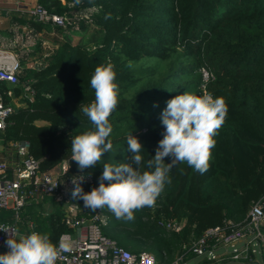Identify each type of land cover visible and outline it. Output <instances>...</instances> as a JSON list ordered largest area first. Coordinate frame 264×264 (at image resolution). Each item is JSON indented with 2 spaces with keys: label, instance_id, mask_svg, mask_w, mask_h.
Wrapping results in <instances>:
<instances>
[{
  "label": "trees",
  "instance_id": "obj_1",
  "mask_svg": "<svg viewBox=\"0 0 264 264\" xmlns=\"http://www.w3.org/2000/svg\"><path fill=\"white\" fill-rule=\"evenodd\" d=\"M38 3L59 14L71 8L98 7L91 23L96 38L92 47H86L62 36L56 39L57 46L46 58L45 66L23 67L19 83L12 89L18 97L21 84L28 83L34 90L33 100L21 97L22 105L16 106L6 128L0 130L1 144L7 147L11 141L26 140L30 154L40 159L42 170H51L67 161L69 168L60 178L77 177L81 171L71 160V139L93 129L80 107L95 99L90 85L95 68L111 62L120 88V104L110 117L112 151L121 164L129 163L131 153L126 138L131 133L143 146L141 171H151L147 161L163 139L161 113L167 101L185 92L202 96L200 68L205 67L213 73L206 92L225 99L226 122L215 137L210 168L205 174L186 163L171 169V183L165 186L164 197L155 209V220L160 215L184 219L181 231L171 232L181 244L219 224L224 217H243L250 204L264 194V0ZM109 13L110 18L105 19ZM12 16L36 31L47 26L25 16L18 18L16 13ZM56 28L61 32V28ZM144 59L172 60L168 69L159 74L153 67H134ZM145 78V83L135 89ZM131 90V97H125ZM4 100L8 102L10 98L6 96ZM39 120L46 124H36ZM135 124L144 128L132 131ZM69 125L70 129L65 131L64 127ZM168 162L170 158H166L165 163ZM97 165L89 169H96ZM46 199L53 205L51 213L29 218L22 214L23 222L31 220L33 227L20 224V232L47 234L56 244L59 235L69 229L61 221V205L50 198L42 201ZM13 219V210H0V221ZM103 232L123 244L124 239H117L106 227ZM166 245L160 241L157 247L162 250ZM192 257L190 254L186 260Z\"/></svg>",
  "mask_w": 264,
  "mask_h": 264
},
{
  "label": "built area",
  "instance_id": "obj_2",
  "mask_svg": "<svg viewBox=\"0 0 264 264\" xmlns=\"http://www.w3.org/2000/svg\"><path fill=\"white\" fill-rule=\"evenodd\" d=\"M97 11L98 7L90 6L71 8L59 14L36 2L25 9L17 4L14 8L0 9V15L12 16L16 13L18 18L25 16L33 22L62 28L68 33L70 30L78 31L80 23L91 25L92 16ZM38 45L43 49L41 56L40 50L36 51ZM54 49L47 46L39 31L17 18L11 19L7 33H0V130L6 128L8 117L16 108L13 99L25 97L33 100L34 90L28 83L21 84L22 92L18 97H15L12 89L19 83L24 67L22 62L28 61V68L39 69L45 66L46 58ZM200 72V88L204 95L207 94L206 84L213 79V73L205 67H201ZM6 96L10 98L8 102L4 100ZM10 146L15 151L16 159L13 164H9L7 159L0 160V210H13L14 220L0 221V228L18 232L16 223L26 206L32 202L38 203L44 197L53 199L61 205V221L69 229L59 235L55 245L59 247L64 243L70 249L61 253L56 264H186L190 254L203 257L201 260L215 261L216 264H264V194L250 204L243 217H224L219 224L204 229L198 237L188 243L183 242L179 254L172 261L163 262L148 251H131L103 232L105 209L92 212L72 196L75 187L73 179L82 173L72 179L60 178L69 168L67 161L62 162L61 173L54 175L52 169L40 168V159L30 154L28 141H11ZM80 183H92V179L85 177ZM157 223L167 231L178 233L185 221L161 217ZM8 236V232L0 230V254L9 251L5 244ZM219 248H223V251L215 254L214 251Z\"/></svg>",
  "mask_w": 264,
  "mask_h": 264
},
{
  "label": "clouds",
  "instance_id": "obj_3",
  "mask_svg": "<svg viewBox=\"0 0 264 264\" xmlns=\"http://www.w3.org/2000/svg\"><path fill=\"white\" fill-rule=\"evenodd\" d=\"M81 3L82 0H74V5ZM116 76L114 65L109 62L97 66L90 79L95 99L80 110L93 129L71 139V160L76 162L81 173L94 168L101 163L105 153L112 151L110 117L120 104ZM227 113L228 106L223 97L188 92L175 96L167 101L161 113L165 131L155 155L147 161L151 171H141L143 146L130 133L126 138L131 153L129 163L103 164L99 186L89 192H85L80 184L85 178L83 175L73 179V198L82 200L83 207L92 212L107 208L117 219L133 221L136 211L155 206L165 186L171 183L169 174L176 164L186 163L201 175L209 170L215 137L225 124ZM166 158H170V162L165 163ZM0 230L9 233L5 241L9 251L0 254V264H56L61 253L70 250L64 243L57 247L47 234L33 231L22 235L8 229Z\"/></svg>",
  "mask_w": 264,
  "mask_h": 264
},
{
  "label": "rangeland",
  "instance_id": "obj_4",
  "mask_svg": "<svg viewBox=\"0 0 264 264\" xmlns=\"http://www.w3.org/2000/svg\"><path fill=\"white\" fill-rule=\"evenodd\" d=\"M81 25H84L85 28L83 29ZM94 29L95 26L93 25H89L87 23H80V29L78 31L70 30L67 33L61 30L60 36H68L73 44L81 43L86 47H92L94 45V40L96 38ZM54 37L56 38L57 36ZM38 50L40 49L36 48V51ZM171 60L172 59L168 61H156L154 59H144L142 62L134 64V67L135 68H138L140 66L144 68L153 67L157 73L161 74L168 69ZM22 64L23 66H27L28 61H23ZM145 81L146 78L139 81L135 89H138L143 83H145ZM132 92L133 90L125 93L124 96L127 98L131 97ZM12 103L15 106L22 105V103L20 102V98L13 99ZM36 124L42 125L46 123L38 121L36 122ZM69 127L71 126L70 125L65 126L64 130L68 131L70 129ZM143 128L144 126H142V124H135L133 125L131 130L136 131L138 129H143ZM3 147H1L2 150H0V155L4 154L6 150L7 152L12 151L8 146L5 147L3 145ZM5 158H9V157H5ZM105 163L110 165H119L121 164V161L119 160L118 155L115 154L113 151H111L110 153L104 154L101 163L97 165L96 169L84 170L82 175L84 177H91L92 179V183H82V187L85 192H89L92 190L93 187L99 186L98 178L102 174L103 164ZM166 189L167 188L165 187L164 191L157 199L154 207H145L142 210L136 211L138 212V215L137 216L135 215V219L133 221L126 222L124 220L117 219L107 208H105L104 211L105 219H106L104 227H106L117 239H124L122 246H124L125 248L131 251H141V250L148 251L151 254H153L157 260L163 262L172 261L179 254L181 247V244L175 241L174 237L172 236V233L162 228L160 225H158L157 220H155L156 219L155 209L162 201ZM80 201L83 203L82 200ZM45 207H47V205H45ZM160 217L163 216L160 215ZM239 217H240L239 215H235L229 218L240 219ZM181 220L185 221L184 219ZM136 233H140V234L137 235ZM160 241L161 242L165 241L167 244L166 247H164V249L162 250H159L157 247V244ZM222 251L223 248H219L216 251H214V253L218 254ZM201 259H203V257H193L192 259L186 260L185 263L195 264ZM203 263L216 264L215 261H206V260H201L198 264H203ZM228 264H232V263H228Z\"/></svg>",
  "mask_w": 264,
  "mask_h": 264
},
{
  "label": "crops",
  "instance_id": "obj_5",
  "mask_svg": "<svg viewBox=\"0 0 264 264\" xmlns=\"http://www.w3.org/2000/svg\"><path fill=\"white\" fill-rule=\"evenodd\" d=\"M63 1V0H61ZM36 2H38V0H0V9H4V8H14L15 5H19L22 9H25V7L27 6H31L33 4H35ZM13 18V16H5L4 14L0 15V33L4 34L7 33V29L10 25V21ZM47 25L45 27H43L39 32L42 35V38L46 40L47 42V46H51L52 49L56 48L57 44V38L58 39H62V36H60V31L56 28L53 27L51 25L48 24H44ZM54 36H57L56 38ZM38 49H40V56L42 55V47H40V45L37 46ZM20 104V103H19ZM38 122V121H36ZM39 122H43L46 123L45 121H40ZM0 144V150L1 147H3V145ZM8 147L12 150L11 152H7V150L4 152V154L0 155V160L2 159H7L9 160V164H13L14 160L16 159V154L15 151L13 150V148L10 146V143H8ZM4 148V147H3ZM5 157H9V158H5ZM61 164L57 165L54 169L51 170V172L54 175H58L61 173ZM81 184V183H80ZM86 185V184H84ZM82 186V184H81ZM47 197H44L43 199H45ZM42 199V200H43ZM40 201L38 203H35V205H31L29 204L28 206H26L20 214V219L18 220V222L16 223L17 225V231L22 234V235H28L26 233H22L20 232V224H27L29 226L30 224V228L33 227V223L31 220H28L27 222H23L22 219V214H24L27 218H29L30 216H36V215H48L49 213H51L53 205L51 203V201H49L48 199H46L45 201ZM45 205H47V207H45ZM7 210V209H6ZM14 220V219H13ZM182 244V243H181ZM5 253V252H3ZM1 253V254H3ZM193 258V257H192ZM190 258V259H192ZM189 260V259H187ZM201 260H199L198 262H196L195 264H198Z\"/></svg>",
  "mask_w": 264,
  "mask_h": 264
},
{
  "label": "water",
  "instance_id": "obj_6",
  "mask_svg": "<svg viewBox=\"0 0 264 264\" xmlns=\"http://www.w3.org/2000/svg\"><path fill=\"white\" fill-rule=\"evenodd\" d=\"M255 264H257V263H255Z\"/></svg>",
  "mask_w": 264,
  "mask_h": 264
}]
</instances>
